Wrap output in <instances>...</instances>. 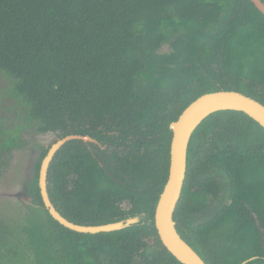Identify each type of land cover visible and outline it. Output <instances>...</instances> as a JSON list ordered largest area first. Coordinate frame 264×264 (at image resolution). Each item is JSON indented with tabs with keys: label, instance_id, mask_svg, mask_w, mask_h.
Wrapping results in <instances>:
<instances>
[{
	"label": "trees",
	"instance_id": "trees-1",
	"mask_svg": "<svg viewBox=\"0 0 264 264\" xmlns=\"http://www.w3.org/2000/svg\"><path fill=\"white\" fill-rule=\"evenodd\" d=\"M264 4V0H261ZM236 90L264 105V13L252 0H0V179L23 133L67 135L14 217L0 211V264H183L154 212L169 167L170 123L196 97ZM87 137L88 139H84ZM221 192V193H220ZM206 264H264V128L221 109L190 134L173 212Z\"/></svg>",
	"mask_w": 264,
	"mask_h": 264
},
{
	"label": "water",
	"instance_id": "water-1",
	"mask_svg": "<svg viewBox=\"0 0 264 264\" xmlns=\"http://www.w3.org/2000/svg\"><path fill=\"white\" fill-rule=\"evenodd\" d=\"M252 2L264 13V4L261 0H252ZM210 107L211 109L205 112L198 120L195 119ZM221 109L242 111L264 128V105L258 100L236 90H216L203 93L191 101L182 110L177 119L170 123L172 136L169 147L168 176L155 207L154 224L162 244L183 264H206L196 251L180 237L176 231L173 219V212L180 197L185 178L187 144L190 134L196 125L209 113ZM73 137L75 135H67L53 142L41 163L39 187L45 206L50 214L62 224L82 232L107 231L135 222L137 218L131 217L126 220V223L119 221L100 225H79L62 217L52 206L45 186L47 165L55 149L65 140ZM84 139L88 138L84 137Z\"/></svg>",
	"mask_w": 264,
	"mask_h": 264
},
{
	"label": "rangeland",
	"instance_id": "rangeland-1",
	"mask_svg": "<svg viewBox=\"0 0 264 264\" xmlns=\"http://www.w3.org/2000/svg\"><path fill=\"white\" fill-rule=\"evenodd\" d=\"M23 138L26 141L24 149L13 152L9 166L0 179V211L7 217H15L30 204V197L20 181L30 173L35 157L34 145L49 146L58 139L52 132L35 133L32 130L23 133Z\"/></svg>",
	"mask_w": 264,
	"mask_h": 264
},
{
	"label": "bare ground",
	"instance_id": "bare-ground-1",
	"mask_svg": "<svg viewBox=\"0 0 264 264\" xmlns=\"http://www.w3.org/2000/svg\"><path fill=\"white\" fill-rule=\"evenodd\" d=\"M210 109H211V107H210V108H207L206 110H204L203 113L199 114L195 119L198 120L203 114H205V112H207V111L210 110ZM195 122H196V121H195Z\"/></svg>",
	"mask_w": 264,
	"mask_h": 264
},
{
	"label": "flooded vegetation",
	"instance_id": "flooded-vegetation-1",
	"mask_svg": "<svg viewBox=\"0 0 264 264\" xmlns=\"http://www.w3.org/2000/svg\"><path fill=\"white\" fill-rule=\"evenodd\" d=\"M221 193V192H220Z\"/></svg>",
	"mask_w": 264,
	"mask_h": 264
}]
</instances>
